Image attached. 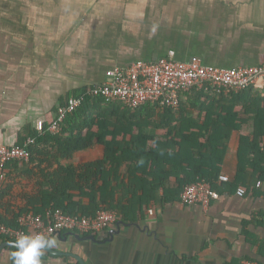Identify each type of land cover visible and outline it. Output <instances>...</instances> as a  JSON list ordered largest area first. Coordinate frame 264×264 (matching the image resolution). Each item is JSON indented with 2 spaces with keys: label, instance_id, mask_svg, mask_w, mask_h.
<instances>
[{
  "label": "crops",
  "instance_id": "0c3cea01",
  "mask_svg": "<svg viewBox=\"0 0 264 264\" xmlns=\"http://www.w3.org/2000/svg\"><path fill=\"white\" fill-rule=\"evenodd\" d=\"M172 51L176 60L223 68L264 64V0H0V142L17 144L39 120L51 122L69 96L103 82L110 68ZM255 85L264 94V78ZM239 142L235 131L223 170L231 178ZM104 155L95 142L64 164ZM11 168L1 187L10 193L0 202L9 220L42 181L40 172ZM256 180L246 194L223 193L208 208L159 202L143 218L100 231H61L54 249L85 264H264V192ZM7 241L14 240L0 237V264H13ZM75 261L48 250L41 257L42 264Z\"/></svg>",
  "mask_w": 264,
  "mask_h": 264
},
{
  "label": "trees",
  "instance_id": "16d2710c",
  "mask_svg": "<svg viewBox=\"0 0 264 264\" xmlns=\"http://www.w3.org/2000/svg\"><path fill=\"white\" fill-rule=\"evenodd\" d=\"M235 131L240 135L237 171L230 181H220ZM30 136L36 141L29 161L9 162L6 175L16 166L28 175L40 172L42 181L36 195L24 196L26 203L16 207L11 220L0 216V222L13 227L24 214L57 209L92 218L99 210H115L132 221L156 203L182 199L185 186L199 180L210 182L220 194L264 180V94L256 85L238 92L192 90L182 95L177 110L152 103L132 108L88 96L60 132L39 135L30 128L17 144ZM94 141L105 146L103 159L64 164ZM9 193L0 188V202Z\"/></svg>",
  "mask_w": 264,
  "mask_h": 264
},
{
  "label": "built area",
  "instance_id": "2783aa9c",
  "mask_svg": "<svg viewBox=\"0 0 264 264\" xmlns=\"http://www.w3.org/2000/svg\"><path fill=\"white\" fill-rule=\"evenodd\" d=\"M264 78V64L255 66H233L223 68L203 63L201 58L185 62L174 58V52L157 61H136L126 66H115L106 72L103 82L87 88L83 93L68 97L58 107L57 115L51 122L39 120V135L46 132L58 133L67 116L78 109L88 96H104L119 100L135 108L147 103L177 110L181 97L192 90H216L218 92H238L255 85ZM36 141L28 137L21 144L8 145L0 142V188L6 180V165L13 160L29 161L30 146ZM230 176L220 174V181H230ZM254 187L264 192V180L257 179ZM238 193L246 194L247 188L240 186ZM220 192L213 189L210 182L199 180L187 184L181 198L188 204H198L208 208L219 199ZM153 212L152 209H149ZM122 215L115 210H99L95 217L82 214H68L57 209L46 215L28 213L19 218V226L13 227L0 222V234L16 240L24 234L42 233L56 236L61 231L92 233L118 223ZM29 229V230H27ZM245 264H260L256 260H246Z\"/></svg>",
  "mask_w": 264,
  "mask_h": 264
},
{
  "label": "clouds",
  "instance_id": "9594fccd",
  "mask_svg": "<svg viewBox=\"0 0 264 264\" xmlns=\"http://www.w3.org/2000/svg\"><path fill=\"white\" fill-rule=\"evenodd\" d=\"M57 240L42 233L24 234L14 241H9L13 264H42L41 257L48 249L55 248Z\"/></svg>",
  "mask_w": 264,
  "mask_h": 264
},
{
  "label": "water",
  "instance_id": "95a60500",
  "mask_svg": "<svg viewBox=\"0 0 264 264\" xmlns=\"http://www.w3.org/2000/svg\"><path fill=\"white\" fill-rule=\"evenodd\" d=\"M75 234V233H73ZM80 238V235H77ZM7 245H9V241L5 242ZM2 250V247H0V252ZM49 252L53 253V254H57V255H67V256H71L76 258L77 260L80 261L81 264H85L84 260L77 254L72 253V252H62V251H58L57 249H48Z\"/></svg>",
  "mask_w": 264,
  "mask_h": 264
}]
</instances>
